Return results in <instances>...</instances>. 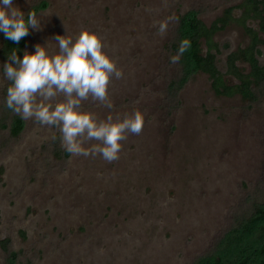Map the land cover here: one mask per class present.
Instances as JSON below:
<instances>
[{
	"label": "rangeland",
	"instance_id": "374dc122",
	"mask_svg": "<svg viewBox=\"0 0 264 264\" xmlns=\"http://www.w3.org/2000/svg\"><path fill=\"white\" fill-rule=\"evenodd\" d=\"M242 1L13 0L26 16L34 8L42 26L29 30L21 59L37 44L58 53V35L75 41L84 30L98 33L123 76L112 81L111 108L88 100L83 110L113 122L139 111L145 123L140 134H128L111 163L73 156L58 128L34 119H23L12 137L11 117L3 113L11 82L0 42V122L6 124L0 128V242L9 240L6 252L0 247V264H9V254L14 264H193L222 248L220 239L263 201L264 96L252 104L217 96L201 72L173 97L166 90L179 70L170 43L180 18L195 14L209 26ZM241 14L232 11L234 19ZM246 25L258 30V20ZM213 40L221 73L226 56L250 42L234 21ZM237 66L249 72L248 64ZM224 81L238 83L229 75Z\"/></svg>",
	"mask_w": 264,
	"mask_h": 264
},
{
	"label": "clouds",
	"instance_id": "9594fccd",
	"mask_svg": "<svg viewBox=\"0 0 264 264\" xmlns=\"http://www.w3.org/2000/svg\"><path fill=\"white\" fill-rule=\"evenodd\" d=\"M41 27L35 12L26 16L13 0H0V32L6 39L19 43L30 29ZM166 27L160 26L162 34ZM54 41L58 53L49 54L48 43L37 44L35 52L25 51L22 59L17 49L9 53L3 65L5 79L11 82L6 106L22 119L58 128L62 146L73 156L99 155L110 163L118 160L128 134L142 132L144 116L136 111L122 121L98 120L94 113L83 110L82 103L91 100L111 108L110 87L113 79L122 78V71L104 50V38L96 32L84 30L75 41L58 35ZM189 47L188 40L182 41L171 62L177 63ZM57 97H63V101L53 104ZM91 141L97 143L86 147Z\"/></svg>",
	"mask_w": 264,
	"mask_h": 264
},
{
	"label": "trees",
	"instance_id": "16d2710c",
	"mask_svg": "<svg viewBox=\"0 0 264 264\" xmlns=\"http://www.w3.org/2000/svg\"><path fill=\"white\" fill-rule=\"evenodd\" d=\"M39 7L44 8L45 3L42 2ZM235 8L242 11L239 19H234L232 16V11ZM31 11L35 12V9L32 8ZM249 19L258 20L257 31L246 25V21ZM232 21L242 25L244 32L250 38V42L245 48H239L226 56L225 72L221 73L217 66V56L220 49L213 40V36L224 30ZM260 34H262V37H260ZM24 39L25 37L19 43H16L6 39L5 34L0 32L2 53L6 63L12 50L17 49L19 56L22 55ZM184 40L190 42V47L180 56L177 62L179 70L168 83L166 90L168 97H173L196 72L208 75L211 89L217 96L231 97L238 95L244 102L249 104L257 103L259 97L264 96V63L260 62L262 54L260 47L264 46V0H243L235 7H228L209 26L195 14H186L180 18L175 39L170 43L171 54L176 56L179 53L181 42ZM202 45H204L205 51L202 50ZM238 61L248 64V73H244L239 69L237 66ZM224 75L232 76L238 83L227 85L224 81ZM6 98L7 91L4 93L3 113L11 117L8 127L10 135L16 138L24 127V120L6 106ZM0 128L5 129L6 124L0 122ZM56 156L58 157V154ZM262 197V202L255 203L251 216L240 220L236 227L220 239L218 243L220 246L222 245L220 250L213 253L212 250L207 255L198 258L193 264H264V235L260 232V230L264 231V194ZM257 230L261 236L254 238ZM8 244V239L2 240L0 247L6 252ZM13 257L14 255L9 254V264H14Z\"/></svg>",
	"mask_w": 264,
	"mask_h": 264
}]
</instances>
